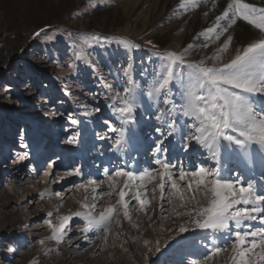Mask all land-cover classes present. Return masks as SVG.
<instances>
[{
    "label": "rangeland",
    "instance_id": "1",
    "mask_svg": "<svg viewBox=\"0 0 264 264\" xmlns=\"http://www.w3.org/2000/svg\"><path fill=\"white\" fill-rule=\"evenodd\" d=\"M136 1L0 0V264H188L191 259L200 258L205 245L213 246L211 234L205 237L199 230L180 235L172 232L183 222L172 216L178 208L165 205L168 210L163 212V222H144L134 200L130 205L134 217L130 228L145 233L140 240L143 249L135 256L129 253L128 230L122 215L117 217L120 224H111L106 241L91 231L86 238L80 218L70 222L79 225L72 227L68 234L71 239L65 237L61 244L50 239L51 229L45 223L49 212L53 214L52 224L58 226L59 217L86 211L85 203H98L97 214L116 203L114 194L92 199L89 181L106 180L102 168L157 167L154 151H147L146 142L160 136L148 127L156 123L154 120H146L144 126L124 125L142 135L125 145L123 153L114 151L116 134L108 131V124L104 123L107 120L113 127L121 126L109 105L121 103L119 98L111 97L115 93L123 95L120 89L124 78L118 72L123 52L115 45L86 49L88 61L98 75L89 64L75 58L81 36L100 33L121 37L141 45V50L133 53L134 78L141 87L145 80L151 83L148 74L158 67L152 62L157 58L151 57V52L179 53L180 41L176 38L171 48L161 47L152 28L136 24L139 16L135 17L136 10L130 9ZM40 28L48 31L35 36ZM148 41L157 49H152ZM72 119L78 124L73 125ZM77 133L79 143L65 142ZM113 157L116 159L109 165ZM189 163L185 161L186 166ZM76 166L83 175H67ZM256 179H262L258 169ZM107 186L102 184L98 192L109 191ZM151 188L147 193L151 201L148 207H155L160 203V193L158 188L155 193ZM169 191L166 189V195ZM158 225L166 231L158 232ZM150 239L160 240L161 252L149 251L151 244L144 246L143 241ZM164 243L168 248L163 247ZM10 247L14 251H7ZM229 250L230 247L219 255Z\"/></svg>",
    "mask_w": 264,
    "mask_h": 264
},
{
    "label": "snow or ice",
    "instance_id": "2",
    "mask_svg": "<svg viewBox=\"0 0 264 264\" xmlns=\"http://www.w3.org/2000/svg\"><path fill=\"white\" fill-rule=\"evenodd\" d=\"M189 3L196 9L201 0H181L179 8L187 11ZM212 7L215 8L216 3ZM207 15L206 11L204 16ZM241 21L256 31L250 33L247 40L234 45L233 29ZM47 31L40 28L35 36ZM201 37L205 41L199 45L201 49L212 44L217 47L210 55L199 59H189L197 47L193 43H188L179 53L152 51L150 56L157 58L152 62L158 67L148 74L151 83L145 80L143 87L134 78L133 53L141 50L140 44L100 33L79 37L81 43L76 46L79 51L75 58L89 64L96 75L86 49H107L115 45L123 52L124 60L118 69L124 78V86L120 89L123 95L115 93L111 97L119 98L121 103L109 105L121 126L113 127L107 120L104 123L108 124V131L116 134L114 151L123 153L124 146L137 135L134 128L125 129L124 125L144 126L146 120H154L156 123L148 127L154 128L160 136L146 142L147 151H154L153 162L157 167L154 170L102 168L107 179L89 181L93 186L92 199L112 196L115 192L116 203L98 214L96 203L90 206L85 203L86 211L59 217L58 226L52 224L53 214L49 212L45 223L51 229L52 241L61 244L65 237L71 239L68 234L72 227H79L70 224L73 218L84 222L81 231L86 238L91 231L94 235L99 233L106 241L111 224L121 223L117 217L122 215L130 222L134 220L130 208L133 200L139 205L138 211L148 215L151 201L147 198L146 184H152L151 191L155 193L158 188L160 193V222L165 218L163 212L168 210L167 205L178 208L177 216L183 219L172 229L176 235L197 230L205 233V237L211 234L213 246L205 245L200 258L191 259L188 264H208L229 247L233 252V264H264V6L246 0H226V6L211 26L196 38ZM47 38L53 39L52 36ZM148 43L152 49H157L152 41ZM225 55L228 56L226 60ZM71 123L76 125L78 121L72 119ZM78 135L65 142L79 143ZM22 146L27 148V144ZM112 159L116 157L109 159V165ZM185 161L190 163L186 166ZM257 169L262 178L259 181ZM67 175L81 176L83 173L76 166ZM116 178H125L122 186ZM157 178L159 183L154 184ZM102 184H107L109 191L98 192ZM166 189L171 190L167 195ZM40 198H44L43 193ZM174 201L178 203L174 205ZM157 231L166 229L158 225ZM143 243L145 247L152 245L149 251L161 252L160 240H144ZM163 247L168 248V244L164 243ZM7 251L14 249L10 247Z\"/></svg>",
    "mask_w": 264,
    "mask_h": 264
},
{
    "label": "bare ground",
    "instance_id": "3",
    "mask_svg": "<svg viewBox=\"0 0 264 264\" xmlns=\"http://www.w3.org/2000/svg\"><path fill=\"white\" fill-rule=\"evenodd\" d=\"M137 1H136L137 3H135L134 5L132 4L133 6L130 5L131 6L130 9L133 8L134 10H136L135 17L139 16L136 24L143 23V25H145L148 29L152 28V30L155 31L153 33H155L156 40L161 47L171 48L172 46L175 45L176 38H179L180 43H178V47L181 52L188 43H193L197 47L195 48L194 54L189 57V59L192 60L199 59L205 55H210L217 47L216 44H212L207 49H201L199 45L205 42L204 38L201 37L200 39H197L196 37L200 32L204 31L207 27L211 26L215 17L218 14H220V12L226 6V0H201L200 7L196 9L191 8V4L189 3L187 11L181 10L179 8L181 0H137ZM246 2L253 3L258 6H264V0H246ZM213 3H216L215 8L212 7ZM206 11L208 12L207 17L204 16V13ZM233 31L235 34L233 43L235 45L241 41L247 40L249 38L250 33L256 30L251 29L250 26H247L246 24H244V22L241 21L238 22V24L234 27ZM227 58L228 56L225 55L224 59L226 60ZM136 134L138 137H141L142 135V133H136ZM130 168L137 169L135 165H131ZM124 179L125 178H122L117 181L120 186H122ZM153 183L158 184L159 179L157 178V180L154 181ZM177 183L181 185L184 184L183 181H178ZM152 186H153L152 184H146L147 188H151ZM91 188L93 189V186H91ZM104 188H106V186H104ZM116 191H119V188H117ZM113 194L114 197L116 198L115 199L116 202L118 197L115 195V192ZM159 204L156 205L155 207H148L147 208L148 215H145L142 212L140 214V218L142 219V221L144 222L153 221L159 223V216L161 215ZM188 207L190 208L191 205L189 204ZM173 215H175L177 219L179 218L176 213L172 214V216ZM179 219L183 221L182 218ZM170 220L174 221L173 219ZM123 221L128 230L127 236L130 242L129 253L130 255L135 256L136 254L140 253L143 249L141 247V241H142L141 237H143V235L145 236L144 230L142 231L143 233L142 232L136 233L130 228V224L132 222L124 218ZM221 255L218 254L217 256H214L213 259L211 260V263L208 262V264L233 263L232 250H229ZM65 256L67 260V258H69V255L66 253Z\"/></svg>",
    "mask_w": 264,
    "mask_h": 264
}]
</instances>
